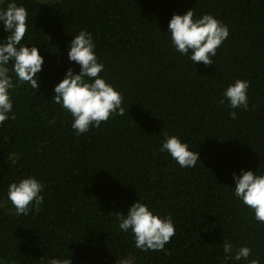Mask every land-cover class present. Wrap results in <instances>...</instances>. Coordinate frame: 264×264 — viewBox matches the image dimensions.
I'll list each match as a JSON object with an SVG mask.
<instances>
[{"label": "trees", "instance_id": "1", "mask_svg": "<svg viewBox=\"0 0 264 264\" xmlns=\"http://www.w3.org/2000/svg\"><path fill=\"white\" fill-rule=\"evenodd\" d=\"M3 0L0 7H6ZM29 13L24 41L45 57L40 88L13 92L15 119L0 126V264H264V224L233 196V173L264 171V0H17ZM213 14L230 29L213 63L193 64L166 33L174 13ZM93 33L125 115L77 136L52 100L68 67L73 35ZM7 35L0 24V38ZM250 81L249 107L231 119L225 88ZM165 134L200 153L181 168L160 151ZM35 175L38 212L17 215L7 185ZM171 216L165 248L144 252L118 228L137 200ZM248 246V261H225L223 242Z\"/></svg>", "mask_w": 264, "mask_h": 264}, {"label": "clouds", "instance_id": "2", "mask_svg": "<svg viewBox=\"0 0 264 264\" xmlns=\"http://www.w3.org/2000/svg\"><path fill=\"white\" fill-rule=\"evenodd\" d=\"M28 10L17 0H8L6 7H0V24L7 35L0 38V126L9 119H15L12 92L20 85L28 84L40 88L38 73L43 70L45 57L36 43L22 42L29 30ZM166 33L171 46L193 64L213 63L217 49L228 38L229 27L213 14L195 16L192 9L185 13H174ZM93 33L82 29L68 44V61L79 66V71L68 67L64 77L55 84L52 100L70 116L71 127L77 136L100 127L114 116L125 115L123 95L107 76L100 75L105 69L96 52ZM250 81L236 79L223 92L219 101H227L231 119L238 118L236 109L249 107L248 90ZM160 151L166 152L181 168H194L200 153L190 148L188 142L178 135L165 134ZM235 186L233 196L238 202L251 209L257 222L264 224V171L241 168L233 173ZM45 185L35 175H26L7 185L6 198L17 215L38 212L44 203ZM118 228L130 233L134 245L144 252L163 250L174 236L175 226L171 216H162L141 198L135 201L127 213H116ZM225 261H248L252 249L248 246L235 247L230 240L223 242ZM48 264H70L66 258L52 256ZM258 264V261H249Z\"/></svg>", "mask_w": 264, "mask_h": 264}, {"label": "rangeland", "instance_id": "3", "mask_svg": "<svg viewBox=\"0 0 264 264\" xmlns=\"http://www.w3.org/2000/svg\"><path fill=\"white\" fill-rule=\"evenodd\" d=\"M3 0H0V3L2 2ZM41 1H50V0H41Z\"/></svg>", "mask_w": 264, "mask_h": 264}]
</instances>
